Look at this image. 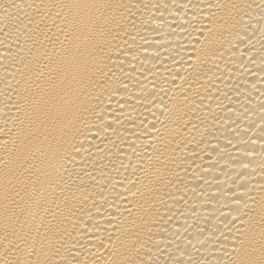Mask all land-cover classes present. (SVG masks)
I'll return each instance as SVG.
<instances>
[{
    "label": "bare ground",
    "instance_id": "obj_1",
    "mask_svg": "<svg viewBox=\"0 0 264 264\" xmlns=\"http://www.w3.org/2000/svg\"><path fill=\"white\" fill-rule=\"evenodd\" d=\"M0 264H264V0H0Z\"/></svg>",
    "mask_w": 264,
    "mask_h": 264
}]
</instances>
